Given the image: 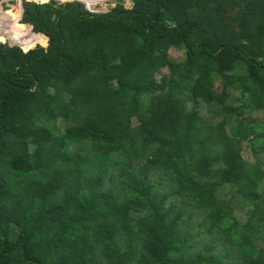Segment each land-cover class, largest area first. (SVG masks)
Returning a JSON list of instances; mask_svg holds the SVG:
<instances>
[{
	"label": "trees",
	"instance_id": "obj_1",
	"mask_svg": "<svg viewBox=\"0 0 264 264\" xmlns=\"http://www.w3.org/2000/svg\"><path fill=\"white\" fill-rule=\"evenodd\" d=\"M0 12V264H264V0Z\"/></svg>",
	"mask_w": 264,
	"mask_h": 264
},
{
	"label": "rangeland",
	"instance_id": "obj_2",
	"mask_svg": "<svg viewBox=\"0 0 264 264\" xmlns=\"http://www.w3.org/2000/svg\"><path fill=\"white\" fill-rule=\"evenodd\" d=\"M22 0H0V8L2 10H13V12H16V8L19 4V2ZM32 1H36V2H44V1H48V0H32ZM58 2H64V1H69V0H56ZM80 2H82L85 6V8L89 9L90 11H106L107 9H109L110 7H112L115 3L116 0H78ZM121 2L129 7L132 4V0H121ZM4 23V18L0 12V29L2 27ZM24 25H28V24H24ZM28 27H26V29L28 30ZM35 34H38L36 32H34ZM2 38H0V41L4 42H8L11 44H16L19 45L22 49H28L31 48L37 44L39 45H43V42H35L30 44L29 46H25L19 42L13 41L9 38V36L7 34H2ZM45 37V36H44ZM175 51L179 52L180 50L175 49ZM243 147L246 149H248V153L246 154V156L248 157L249 160H252L254 158V152L252 153V149L248 146L247 142H243Z\"/></svg>",
	"mask_w": 264,
	"mask_h": 264
},
{
	"label": "water",
	"instance_id": "obj_3",
	"mask_svg": "<svg viewBox=\"0 0 264 264\" xmlns=\"http://www.w3.org/2000/svg\"><path fill=\"white\" fill-rule=\"evenodd\" d=\"M20 6H21V9H22V1L19 2Z\"/></svg>",
	"mask_w": 264,
	"mask_h": 264
}]
</instances>
